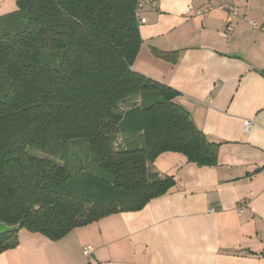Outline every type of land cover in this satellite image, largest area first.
Returning a JSON list of instances; mask_svg holds the SVG:
<instances>
[{
  "label": "trees",
  "instance_id": "16d2710c",
  "mask_svg": "<svg viewBox=\"0 0 264 264\" xmlns=\"http://www.w3.org/2000/svg\"><path fill=\"white\" fill-rule=\"evenodd\" d=\"M13 1L0 17V223L19 228L0 236V253L21 229L58 241L168 195L173 178L149 168L163 153L217 164L221 144L195 128L177 92L131 70L138 0ZM75 140L92 169L62 161Z\"/></svg>",
  "mask_w": 264,
  "mask_h": 264
},
{
  "label": "crops",
  "instance_id": "0c3cea01",
  "mask_svg": "<svg viewBox=\"0 0 264 264\" xmlns=\"http://www.w3.org/2000/svg\"><path fill=\"white\" fill-rule=\"evenodd\" d=\"M153 1L139 11L131 70L177 92L195 128L221 144L217 164L163 153L149 168L173 178L171 193L58 241L21 229L0 264H264V0H236L234 19L196 15L225 0Z\"/></svg>",
  "mask_w": 264,
  "mask_h": 264
},
{
  "label": "rangeland",
  "instance_id": "374dc122",
  "mask_svg": "<svg viewBox=\"0 0 264 264\" xmlns=\"http://www.w3.org/2000/svg\"><path fill=\"white\" fill-rule=\"evenodd\" d=\"M16 11V6L13 0H0V17L14 13ZM136 102V100H135ZM129 105V104H128ZM121 108H125V106H121ZM113 145L119 144L120 138L117 136V139H112ZM115 140V141H114ZM34 155H39L36 152H30ZM62 161L65 163H69L75 166L86 167L92 169L90 164V154L88 151V146L85 141L75 140L68 142L63 146L61 150ZM56 163H61L59 161H55ZM150 166V165H149ZM151 168V166H150Z\"/></svg>",
  "mask_w": 264,
  "mask_h": 264
},
{
  "label": "built area",
  "instance_id": "2783aa9c",
  "mask_svg": "<svg viewBox=\"0 0 264 264\" xmlns=\"http://www.w3.org/2000/svg\"><path fill=\"white\" fill-rule=\"evenodd\" d=\"M143 4H146V5L150 6V7H154L155 6V2L153 0H138L137 1V7H136V10H135V17H136V20L138 22V25H141V24L145 23V20L140 17V13H139V11L142 8ZM213 9H217V10L225 12L229 19H234L238 15V6L236 4V0H225L221 4H219L218 6H215V7L207 6L203 10L197 11L196 15L206 16ZM263 20H264V15H263ZM250 26L253 29L258 28V25L255 22H251ZM226 30L227 31H231L232 30L231 25H228ZM251 127H252V122L246 121L244 123L243 130L245 132H247V131L250 130ZM244 208H245V202L244 201H240L239 204H238V211L241 212ZM82 252H83V254L85 256H88L92 252V247L89 246V245L84 246L82 248Z\"/></svg>",
  "mask_w": 264,
  "mask_h": 264
},
{
  "label": "water",
  "instance_id": "95a60500",
  "mask_svg": "<svg viewBox=\"0 0 264 264\" xmlns=\"http://www.w3.org/2000/svg\"><path fill=\"white\" fill-rule=\"evenodd\" d=\"M18 228H19L18 225L7 226L3 223H0V236L11 233V232H15L18 230Z\"/></svg>",
  "mask_w": 264,
  "mask_h": 264
}]
</instances>
